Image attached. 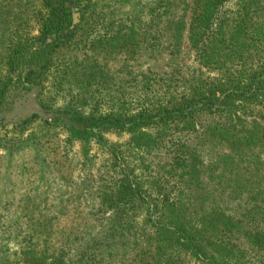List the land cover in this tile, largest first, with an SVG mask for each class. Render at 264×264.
<instances>
[{
	"label": "trees",
	"instance_id": "obj_1",
	"mask_svg": "<svg viewBox=\"0 0 264 264\" xmlns=\"http://www.w3.org/2000/svg\"><path fill=\"white\" fill-rule=\"evenodd\" d=\"M78 1L33 0L30 33L22 29L27 19L18 22L27 9L10 7L9 19L0 20L8 30L0 52V148L9 147V127L21 138L35 122L46 132L32 142L35 149L57 129L69 134L68 143L98 145L103 173L90 188L87 223L100 225V233L85 232L78 245L59 224L70 201L25 199L17 203L25 204L23 214H0V264H103L119 246L133 250L130 264H264V186L248 185L230 167L264 150V0H193L186 28L175 0H153L143 26H109L85 47L115 54L161 41L177 50L185 31L201 66L217 74L183 77L181 91L162 82L154 88L160 98L129 104L119 97L104 112L84 87L98 77L91 70L63 106L53 98L37 103L53 56L87 37L81 24L89 9L79 10L81 24L73 18ZM27 104L34 111L25 112ZM113 135L123 140L110 142ZM206 148L216 153L210 158ZM56 178L61 184V174Z\"/></svg>",
	"mask_w": 264,
	"mask_h": 264
},
{
	"label": "rangeland",
	"instance_id": "obj_2",
	"mask_svg": "<svg viewBox=\"0 0 264 264\" xmlns=\"http://www.w3.org/2000/svg\"><path fill=\"white\" fill-rule=\"evenodd\" d=\"M153 0H79L74 8L73 18L75 24L79 25V10L89 9L88 16L82 20L86 35H82L79 40L81 44L77 47L66 48L58 51L52 58V74L48 76L44 84L39 102L54 100L57 108L66 103L69 95L75 94L79 88H83L82 81H86L91 76L86 75L82 79L84 71L90 73L96 71L98 77L90 80L88 86L89 98L92 103L99 104L101 112L109 110L116 106L114 103L119 97L129 104H135L143 100L154 101L160 98V93H156L154 88L167 82L181 91L185 87L183 77L192 76L193 78L215 77L216 72L204 68L199 63L195 53L191 49L186 32L183 31V37L177 50L166 48L161 41L155 48L146 47L142 44L140 48L127 45L122 51H115V54L93 52L85 45L89 41L104 34V31L110 28L119 27V25L129 26L134 22L135 26H143L145 22V12ZM178 5V13L184 15L185 28L188 27L190 17V7L193 0H175ZM33 0H0L2 8L0 12L4 15L3 20L9 19L6 11L10 7L20 6L22 10H29L27 15L22 14L18 22L25 25L26 19L30 17V12L36 6ZM92 14H89L91 13ZM29 15V17H28ZM28 21L29 27H22L29 33L34 32V24ZM142 23V24H141ZM18 26V25H17ZM15 25V28H17ZM138 28V27H137ZM6 26L0 23V52L2 51V41L7 34ZM125 30V29H124ZM24 33V31H23ZM22 33V34H23ZM87 38V39H86ZM87 40V41H86ZM97 67V68H96ZM91 70V71H90ZM56 86V87H55ZM151 86V89L144 88ZM55 89V91H54ZM159 89V88H158ZM30 94L25 95L29 97ZM151 103V102H150ZM36 109L38 105L36 104ZM24 111L30 113L34 111L31 104L22 106ZM32 132L29 136H12V129L8 130L11 135L6 151L0 148V214H7L12 211L15 214L25 210V204L19 207L17 203H25V199L36 200L41 196H51L50 198L70 201L63 211L68 213L60 224L62 230L74 233L72 241L78 237V245L84 233L87 232L94 236L100 233L101 226L89 224L87 213L90 211L87 202L93 201L90 188L98 184L103 170L101 165L105 158V152L93 141L83 142V140H74L67 142L68 133L65 130L57 129L55 133H49L47 138L41 139L39 148L35 149L32 142L39 135L44 136L46 132L40 130L37 122L31 126ZM5 136L4 131L0 130V137ZM7 136V135H6ZM35 136V137H34ZM28 139V141H20ZM110 142L122 141V138L116 136L109 137ZM28 142L26 145L18 146V142ZM13 146V147H11ZM16 149H19L15 151ZM211 158L216 149L206 148ZM253 154L257 157H249L236 161L235 166H230L236 177L240 174L245 178L248 185L254 188L264 186V150H256ZM244 161L247 163L240 164ZM251 162V163H250ZM240 164V165H239ZM61 174L62 183H58L57 176ZM57 181V182H56ZM87 190V191H86ZM87 192V193H86ZM52 199V200H53ZM86 202V203H84ZM6 205V207H4ZM88 224L89 227L84 225ZM57 226V225H56ZM59 233L54 237H59ZM4 235L0 233V240H4ZM241 248L248 250L247 244L241 239L238 242ZM76 244V245H77ZM11 252L16 248L12 241L8 244ZM118 248L113 249V256L105 258L103 264H130L133 250L124 253Z\"/></svg>",
	"mask_w": 264,
	"mask_h": 264
}]
</instances>
